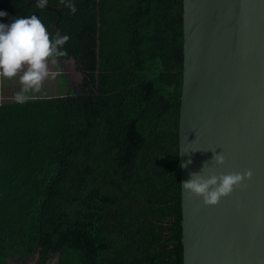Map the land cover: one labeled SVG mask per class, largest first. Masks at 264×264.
Instances as JSON below:
<instances>
[{"label":"trees","instance_id":"1","mask_svg":"<svg viewBox=\"0 0 264 264\" xmlns=\"http://www.w3.org/2000/svg\"><path fill=\"white\" fill-rule=\"evenodd\" d=\"M29 0H0L14 11ZM81 92L0 103V264H184L183 0H48ZM73 7L75 11L73 12Z\"/></svg>","mask_w":264,"mask_h":264},{"label":"water","instance_id":"2","mask_svg":"<svg viewBox=\"0 0 264 264\" xmlns=\"http://www.w3.org/2000/svg\"><path fill=\"white\" fill-rule=\"evenodd\" d=\"M183 7L179 153L180 165L191 163L181 167V183L192 172H252L215 205L182 189L183 261L264 264V0H183Z\"/></svg>","mask_w":264,"mask_h":264},{"label":"clouds","instance_id":"3","mask_svg":"<svg viewBox=\"0 0 264 264\" xmlns=\"http://www.w3.org/2000/svg\"><path fill=\"white\" fill-rule=\"evenodd\" d=\"M47 2L48 0H37L38 7H46ZM72 10L74 12L75 8ZM7 15V12L0 10V17ZM68 40L69 36L66 34L50 32L36 14L17 16L10 23L0 22V77L11 78L22 72L19 79L24 87L16 95L18 102L24 101L25 92L39 89L42 82L49 77L48 59L64 55L63 45ZM213 158L217 164L224 163L225 157L220 152L214 153ZM190 163L189 159L181 167ZM251 177V170L227 174L210 172L207 175L192 172L190 178L181 185L190 194L202 197L206 205H215Z\"/></svg>","mask_w":264,"mask_h":264},{"label":"crops","instance_id":"4","mask_svg":"<svg viewBox=\"0 0 264 264\" xmlns=\"http://www.w3.org/2000/svg\"><path fill=\"white\" fill-rule=\"evenodd\" d=\"M47 63L50 73L49 77L42 82L39 89H29L25 92V99L57 96L53 95V91L56 90L59 92L58 95L78 91L74 88V85L79 88L85 72L78 69V63L75 58L62 60L49 58ZM20 74L22 72L11 78L0 77V103L17 100V93L24 87L19 79Z\"/></svg>","mask_w":264,"mask_h":264},{"label":"rangeland","instance_id":"5","mask_svg":"<svg viewBox=\"0 0 264 264\" xmlns=\"http://www.w3.org/2000/svg\"><path fill=\"white\" fill-rule=\"evenodd\" d=\"M74 88L76 90H78L77 92H81L77 85H74ZM62 92H64V91H62ZM58 94H59V92L57 90L53 91V95H58ZM37 257L38 256L36 255V256H34V258L33 257L29 258L26 262H19V263H14V264H33ZM57 262H58V258L54 259L53 261L49 262L48 264H56Z\"/></svg>","mask_w":264,"mask_h":264}]
</instances>
